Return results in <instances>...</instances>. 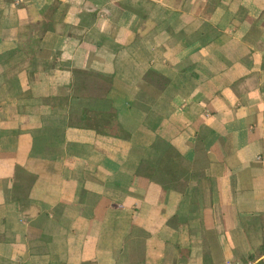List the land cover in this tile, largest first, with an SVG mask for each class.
I'll use <instances>...</instances> for the list:
<instances>
[{"label": "crops", "instance_id": "0c3cea01", "mask_svg": "<svg viewBox=\"0 0 264 264\" xmlns=\"http://www.w3.org/2000/svg\"><path fill=\"white\" fill-rule=\"evenodd\" d=\"M0 264H264V0H0Z\"/></svg>", "mask_w": 264, "mask_h": 264}, {"label": "trees", "instance_id": "16d2710c", "mask_svg": "<svg viewBox=\"0 0 264 264\" xmlns=\"http://www.w3.org/2000/svg\"><path fill=\"white\" fill-rule=\"evenodd\" d=\"M258 253H260V252H258ZM249 258L253 259L254 257H253V255H252V256H250Z\"/></svg>", "mask_w": 264, "mask_h": 264}]
</instances>
